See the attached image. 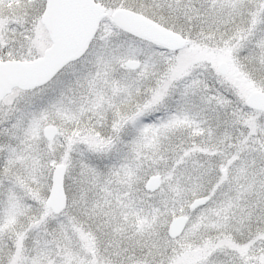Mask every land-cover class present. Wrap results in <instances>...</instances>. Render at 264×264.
Listing matches in <instances>:
<instances>
[{
    "label": "snow or ice",
    "instance_id": "6c2138e0",
    "mask_svg": "<svg viewBox=\"0 0 264 264\" xmlns=\"http://www.w3.org/2000/svg\"><path fill=\"white\" fill-rule=\"evenodd\" d=\"M0 264H264V0H0Z\"/></svg>",
    "mask_w": 264,
    "mask_h": 264
}]
</instances>
